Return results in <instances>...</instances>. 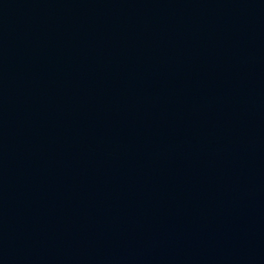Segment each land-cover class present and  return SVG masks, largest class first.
I'll list each match as a JSON object with an SVG mask.
<instances>
[{"label": "water", "instance_id": "water-1", "mask_svg": "<svg viewBox=\"0 0 264 264\" xmlns=\"http://www.w3.org/2000/svg\"><path fill=\"white\" fill-rule=\"evenodd\" d=\"M0 264H264V0H0Z\"/></svg>", "mask_w": 264, "mask_h": 264}]
</instances>
